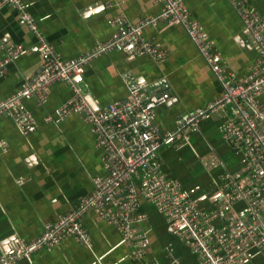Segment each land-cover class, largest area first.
I'll use <instances>...</instances> for the list:
<instances>
[{"label": "crops", "instance_id": "obj_1", "mask_svg": "<svg viewBox=\"0 0 264 264\" xmlns=\"http://www.w3.org/2000/svg\"><path fill=\"white\" fill-rule=\"evenodd\" d=\"M41 32L65 60L76 59L117 32L111 20L124 15L132 22L162 11L157 0H21ZM264 20V0H247ZM110 4V6H108ZM193 18L204 28L222 54L230 73L246 77L259 59L253 38L228 0H185ZM144 37L167 53L162 64L148 56L114 50L91 62L75 79L95 110L127 100L125 75L143 83L158 105L156 122L163 131H176L179 118L204 108L222 94V87L185 30L160 22L147 26ZM34 33L13 7L0 9V59L15 46L22 53L0 79V101L16 94L27 77L37 74L44 58L36 48ZM73 97L72 88L58 82L50 87L48 101H22L20 108L37 121V130L23 134L11 115L0 117V255L42 235L46 225L77 209L80 200L94 189V179L106 175L102 152L81 115L72 114L60 123L47 117ZM264 106V94L260 98ZM231 114L230 108L204 118L198 130L183 144L177 139L159 152L163 170L178 179L194 202L211 211L217 202L219 177L223 170L242 172L244 158L236 154L221 136L220 129ZM215 160L220 167L211 169ZM147 218L139 229L149 238L144 260L130 257V248L118 230L90 211L83 219L91 247L67 237L18 264H198L185 239L174 235L158 210L141 196L140 210ZM212 223L222 226L220 219ZM246 264H264V255L253 252Z\"/></svg>", "mask_w": 264, "mask_h": 264}, {"label": "built area", "instance_id": "obj_2", "mask_svg": "<svg viewBox=\"0 0 264 264\" xmlns=\"http://www.w3.org/2000/svg\"><path fill=\"white\" fill-rule=\"evenodd\" d=\"M157 1L163 6L158 15L137 22L124 15L117 16L110 22L117 27L110 40L76 59L65 60L49 43L21 0H0V9L9 6L19 13L34 33L37 51L44 58L37 74L27 77L16 94L0 101V117L11 115L23 134H32L37 130V121L30 112L20 108L22 101L34 98L39 105H44L52 85L68 84L73 97L46 120L60 123L74 113L81 115L95 136L106 171V175L94 179L92 193L80 200L77 209L46 225L37 239L3 251L0 264H18L43 249L59 245L67 237L91 247L90 235L83 223L90 211L118 230L130 248L131 259L142 261L148 253L149 238L139 229L147 218L139 211L141 196L158 210L174 235L188 242L198 264H246L253 252L264 255V106L260 100L264 94V20L247 0H228L260 55L249 74L239 80L229 72L222 54L193 18L185 0ZM160 22L179 25L185 30L222 87V94L216 100L182 115L176 131H163L156 122L158 105L164 100L152 98L148 86L130 76L124 78L129 91L127 100L102 110L91 107L75 81L91 62L117 49L135 56H148L162 64L167 53L144 37L147 26ZM21 53L20 47L6 50L0 59V79ZM228 107L231 114L220 129L221 136L244 158V168L242 172L227 169L221 172L215 207L204 211L178 179L165 173L159 152L177 139L186 144L190 133L198 130L204 118ZM206 164L211 169L221 166L215 160ZM213 219H220L222 226L212 223Z\"/></svg>", "mask_w": 264, "mask_h": 264}, {"label": "water", "instance_id": "obj_3", "mask_svg": "<svg viewBox=\"0 0 264 264\" xmlns=\"http://www.w3.org/2000/svg\"><path fill=\"white\" fill-rule=\"evenodd\" d=\"M149 90H151V87H148Z\"/></svg>", "mask_w": 264, "mask_h": 264}]
</instances>
